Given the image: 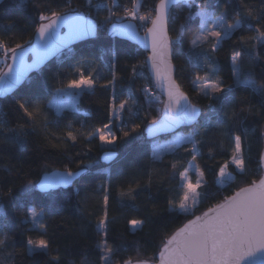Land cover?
I'll list each match as a JSON object with an SVG mask.
<instances>
[{
    "label": "trees",
    "instance_id": "16d2710c",
    "mask_svg": "<svg viewBox=\"0 0 264 264\" xmlns=\"http://www.w3.org/2000/svg\"><path fill=\"white\" fill-rule=\"evenodd\" d=\"M158 3L159 0H95V5L106 4L104 9L88 6L87 0H3L0 3V43L8 48L18 43L24 47L31 44L39 25L46 22L39 19L40 15L50 16L51 11L65 13L75 9L74 13L86 14L99 26L96 39L63 52L32 74L12 96L0 99V124L3 125L0 128V238L3 233L9 236L6 247L0 248V264H103V251L97 247L103 237L99 234L97 221L105 211L103 195L106 191L110 199L107 239L114 252L112 264H123V260L129 258L148 259L157 252L163 240L194 215H201L225 196L247 186L253 179H260L264 120L260 116H249L247 112L241 114L246 118L239 126L242 135L246 130L243 148L247 170L240 173L229 164L228 175L222 179L218 171L232 155V145L220 127L225 119L224 105L253 106V111L264 107V98L252 88L233 84V50L241 55L244 75L254 77L257 85L264 84V59L256 58L257 51L264 57V45L252 49L235 42L240 35L255 34L254 22L242 23L231 37L221 41L215 54L209 52L210 40L197 48L196 55L191 49V41L201 26L197 16L200 8H207L214 17L224 13L227 22L232 23L235 14L241 11V0H192L188 5L172 8L168 32L173 45L176 82L191 103L202 110L198 124L180 132L190 133L203 143L198 145L201 154L194 162L191 154L185 151L191 149V143L162 153L160 159L154 157L157 152L153 146L168 137L152 141L145 138L146 127L152 120L160 118L163 105L145 70L147 55L127 42L110 39L106 30L109 25L120 23L116 22L117 16L122 17L130 8L154 17ZM244 3L251 4L254 9L264 6V0H244ZM225 6L227 13L224 12ZM109 17H113V23L101 28V22ZM134 23L138 27L137 22ZM3 57H6L4 50ZM205 58L214 65L213 75L222 77L225 93L219 98L199 93L192 83L196 73L203 75L209 71L205 68ZM76 68L85 75H92L97 86L91 92L80 94L76 111L66 110L58 115L50 102L57 89L78 78ZM113 73L117 77V101L127 99L129 104L120 122L114 120L113 123L112 130L121 139L111 148H105L98 138L89 142L79 133H90L93 128L108 122L107 107L113 92L111 87L101 88L99 85L111 80ZM230 84L232 91H228ZM145 89L155 93L157 99H147ZM240 97H247V100L242 101ZM19 100L39 104L42 112L38 123L23 132H5L4 129L29 123L18 107ZM210 103L213 105L211 110L207 107ZM135 124H139L140 129L123 138V131ZM69 130H78L76 143L65 139ZM53 144H61V147L54 148ZM105 152L117 155L108 166L101 162ZM190 163L202 173L203 186L194 212L185 215L178 212V207L171 208L170 205H178L183 196L179 173ZM172 164L177 165L175 171ZM67 169L84 172L67 190L40 194L36 187L27 188L33 183L37 185L45 174ZM149 179L151 186L138 192L135 201L120 198L121 190L127 191L130 185L135 187L138 182L147 184ZM9 189L11 195L5 194ZM31 210L39 214V220H43L47 228L44 238L51 244L47 253L27 251V239L36 240L42 234L30 218L24 219L26 214L30 217ZM132 219L144 223L138 229H132ZM57 256L60 259L53 260Z\"/></svg>",
    "mask_w": 264,
    "mask_h": 264
},
{
    "label": "snow or ice",
    "instance_id": "6c2138e0",
    "mask_svg": "<svg viewBox=\"0 0 264 264\" xmlns=\"http://www.w3.org/2000/svg\"><path fill=\"white\" fill-rule=\"evenodd\" d=\"M167 9L168 0H159V4L156 6L157 14L154 19H150L148 16H138L134 10L128 12L127 17L119 18L140 20L150 22L151 24L150 27L146 28V36L151 39V64L156 79L166 86L168 102L164 105L165 116L162 121L152 120L150 128L156 126L158 123L164 127H169L185 120L190 122L195 121L200 114V109L188 101V96L180 90V86L173 79L174 69L170 62L172 41L168 39L166 34ZM75 11V9H69L65 13L51 11L50 16L40 15L39 19L46 22L41 23L36 31L41 39L49 41L48 46L50 50H55L59 47L54 32L60 22L67 24L70 38L82 36L93 30V26L84 21L83 18L73 15ZM227 11V6H225L224 12L227 13ZM199 15L201 17L200 32L191 43L198 45L203 41L209 40L210 37L214 38V42L210 44V54H215L220 42L226 36L231 37L232 33L246 21L254 22L255 34L240 35L235 42L238 45H244L252 49H256L258 45H264V6L254 9L251 4L244 3V0H241V11L235 14L232 23L227 22L224 13L218 17H212L210 21L209 16L211 14L207 8H200ZM209 22L212 24L210 29L205 27ZM123 27L130 29L133 25L129 23L123 25ZM177 39L179 40L180 37H177ZM252 41L255 43H251ZM0 48H3L6 57L10 52L11 59L15 63L17 60V50L24 49V45L18 43L15 47L8 48L3 43H0ZM256 58L264 59V57L259 55L258 51ZM231 61L234 77L233 84L252 88L256 94L264 98V84L257 85L254 77L244 75V65L240 53L233 50ZM204 64L207 69L214 68V65L207 58L204 59ZM75 71L79 73L78 78L71 79L64 88L57 89V93H63L68 89H92L97 86V80L92 75H85L80 68H76ZM132 71L133 75H135V67H133ZM12 73L13 68L9 66L6 73L0 72V81H12L13 78L10 75ZM116 79L117 77L113 73L111 80L99 85L101 88L111 87L113 92L107 107L109 120L101 127L93 128L90 133H79L80 136H84L89 142L94 138H98L104 144L113 145L121 139L120 136H117L113 132V123L116 118L122 117L126 106L129 104V100L123 99L119 102L117 101L115 95ZM192 83L198 84V92L203 93L207 97L219 98L225 93L222 77L213 75L207 70L203 75L196 73ZM228 91H232V84L228 85ZM145 92L151 94L150 90L145 89ZM240 100L246 101L247 97H240ZM17 104L24 116L28 118L29 123L24 125L18 124L15 128L4 129L5 132H23L27 127L38 123V117L42 112L39 104L33 105L23 100L17 101ZM207 107L211 110L213 105L210 103ZM224 107L226 109L223 113L225 119L222 121L220 127L223 129L222 134L229 139L232 145V155L230 161H226L219 166V178L221 179L228 175L227 169L229 168V164L234 165L240 173H245L247 170L243 148V138L246 136V130L242 135L239 128L246 117H242L241 114L247 112L249 116H260L261 120H264V107H261L258 111H253V106L237 108L233 104H225ZM59 108L60 105H57L58 110ZM46 119L45 117L44 120L46 121ZM68 127L71 129V125ZM140 127L139 124H135L129 130L123 131V138L131 136ZM0 128H3L2 124H0ZM77 132L78 130L67 131L65 139L76 143L78 141ZM185 139L187 138H181V141ZM188 142L191 143L192 147L191 149L186 148L185 151L191 154V160L194 162L197 156L201 154L198 145L202 144L203 141L197 140L193 136L191 139H188ZM52 147L60 148L61 144H53ZM260 159L264 161V155ZM189 167H192L191 163ZM176 168L177 165L172 164L174 171ZM196 170L199 172L198 167ZM188 174V168L179 173L186 181L183 196L178 205H170L171 208L178 207L179 210L184 212H188L196 204L197 197L200 195L198 190L201 188L200 180L193 183L189 179ZM77 175H79L78 172L67 169L63 173L46 177L45 181L38 186L46 190L56 185L67 184ZM36 186L33 183L28 185L27 188L30 190ZM150 186L151 179H149L147 184L138 182L135 187L130 185L127 191L121 190L119 196L122 200L130 199L135 201L137 193ZM5 194L11 195V189ZM109 203V192L106 191L103 195L105 211L103 217L97 221L99 234L103 237L102 243L97 245L104 253L101 257L103 264H112L111 257L114 254L113 248L108 246L107 239L109 220L107 206ZM38 217L39 214L34 210H31L30 217L27 214L24 217V219L30 218L32 223L42 233L39 239L34 240L31 237L27 239V244L29 245L27 251H43L47 253L51 248V244L48 239L44 238L47 228L44 221L39 220ZM143 223L144 221L139 219H132L130 221L132 228H137ZM8 239V234L3 233L2 238H0V248L6 247L5 241ZM59 259L58 256L53 257V260L58 261ZM123 264H264V177L259 180L253 179L247 186L240 187L233 194L225 196L222 201L215 203L201 215H194L192 219H189L182 227H179L172 235L163 240L152 257L136 260L129 258L123 260Z\"/></svg>",
    "mask_w": 264,
    "mask_h": 264
},
{
    "label": "water",
    "instance_id": "95a60500",
    "mask_svg": "<svg viewBox=\"0 0 264 264\" xmlns=\"http://www.w3.org/2000/svg\"><path fill=\"white\" fill-rule=\"evenodd\" d=\"M2 1L3 0H0V3H2ZM191 2L192 0H168L166 34L170 41L171 39H170L169 32H168V21H169V16H170V12L172 8L182 5V4L188 5ZM156 14H157V11L155 9L153 19L155 18ZM73 15L83 18L84 21H86L88 24L93 26V30L82 36L70 38L69 28L67 24L64 22H60L55 28V32H54L55 39L59 43V47H57L55 50H50L48 46L49 41L47 39H41L38 33L36 32L31 44L25 46L24 49L17 50V60L15 63H13L11 59V54L9 55L7 66L5 67L3 72L6 73L8 71V67L11 66L13 68V73L10 75L13 78V80L10 82H8L7 80L0 81V99H5L7 97L12 96L15 92H17L25 84V82L29 79V77L32 74L43 69L48 63H50L52 60H54L56 57H58L63 52L75 47L76 45L80 43H83L86 41H92L97 38L99 26L94 19L88 17L84 13L76 12V13H73ZM129 23L133 25L132 28L126 29L123 27V25L129 24ZM150 26L151 24L148 27ZM106 31L110 39L121 40V41L127 42L137 47L139 50H141L147 55V58L145 60L146 73L150 79L152 87L155 89L156 93L163 100L160 118L157 120L158 122L162 121V119L165 116L164 105L167 104L168 102L167 89L165 85H162V83L156 79L155 72L152 67L151 59H150V57L152 56L151 39L150 37L146 36V30L145 32H141L139 31V28L133 21H125V22L113 23L109 25ZM170 62L174 69L173 79L176 82V68L173 64V45H172V50H171ZM188 101L191 103L189 97H188ZM201 115H202V110L200 109V114L196 118L195 121L190 122V121L185 120V121L177 122L169 127H164L160 123H158L156 126L151 127V128L149 125L146 127L144 131L145 138L148 141H152V140H156L159 138L172 136L174 134L179 133L181 130H184V129H191L192 127L198 124V122L201 119ZM262 155H264V127H263V151H262L261 156ZM116 158H117V155L114 152H105L101 156V162L104 165L108 166ZM260 168H261L260 178H262L264 177V161H262L261 159H260ZM63 172L64 171H53V172L43 175L40 178L39 182L37 183L36 190L40 194H48L51 192H56L58 190H67L68 188L73 186L76 183V181L84 173L83 171H80L78 172L79 175L75 176L69 183L56 185L46 190H43L38 186L40 183H43L45 181L46 177H52L56 175L57 173H63Z\"/></svg>",
    "mask_w": 264,
    "mask_h": 264
},
{
    "label": "rangeland",
    "instance_id": "374dc122",
    "mask_svg": "<svg viewBox=\"0 0 264 264\" xmlns=\"http://www.w3.org/2000/svg\"><path fill=\"white\" fill-rule=\"evenodd\" d=\"M94 3H95V0H87V5L88 6H94L95 9L107 8L106 4H97V5H95ZM133 10L137 13L138 16H148V15H144L142 13H138L136 8H130V10L128 9L126 11V13L124 14L125 16L123 15L122 17H127L128 16V12L133 11ZM197 16L201 20V17L199 15V13L197 14ZM148 17H150V19H153L152 16H148ZM212 17H214V16L211 14L209 16V20L210 21H211ZM119 18L120 17L117 16L116 22H120L121 23L123 21H126V19H119ZM127 20H131V19H127ZM131 21H134V22L136 21L137 22L138 28H139V30L141 32H145L146 28L150 25V22H145V21H140V20H131ZM110 23H113V17H109L106 21L105 20L102 21L101 22V28H106ZM205 27L210 29L212 27L211 22H209L207 25H205ZM199 32H200V30H199ZM199 32L194 36V38L199 34ZM225 38H227V36ZM209 40L214 42V38L210 37ZM209 40L203 41L202 43H199L198 45H193L191 43V49L194 50L193 54L196 55L198 53L197 52V48L200 47L202 44L207 43ZM7 63H8V58L0 56V72L4 71L5 67L7 66ZM205 68H206V66H205ZM215 71H216V69H215ZM209 72H211L213 74L212 69H209ZM235 85H237V84H235ZM194 88H195L196 91H198L197 90L198 89V84H194ZM92 90H93V88L92 89H88V88H84V89H68L67 91H65L63 93H56L54 95L53 99L51 100L50 105L53 108V110L55 111V113L58 114V115L61 114L63 111H66V110L76 111L77 110V104H78V98H79L80 94H82L83 92H91ZM147 90H150V89H147ZM150 93L151 94L145 93V97L147 99L148 98L157 99V96L155 95V93H153L151 90H150ZM201 94H203V93H201ZM162 104H163V100H162ZM57 105H60L59 110L57 109ZM120 120H121V117L120 118H116L115 119V123H119ZM181 138H187V139H185L184 141H181ZM191 138H192V134H190V133L184 134V133L179 132L177 134L169 136L168 138H166L167 140L160 141L159 143L157 142L155 144V146H153V147H155V151L157 152L156 155L154 154V157L156 159H160L162 157V156L160 157V155L162 153L174 150V149L178 148L179 146H181L183 144L189 143L188 139H191ZM101 145L103 147H105V148H111L113 146V145L104 144L103 142H101ZM191 164H192V167H189V165L187 167L189 169V174H188L189 175V179L193 183H195L197 180H200L201 188H202L203 180H202L201 173H200V171L197 172V170H196L197 166L194 163H191ZM185 183H186V181L184 180V178L180 177V186L183 188V190H184V187H185ZM200 189L198 190L199 192H200ZM199 199H200V195L197 197L196 204L193 207H191L188 212H184V211H181L179 209H178V212H181V213H183L185 215L192 214L194 212L195 207L198 204ZM139 227L132 228V229H138ZM103 255H104V253H103Z\"/></svg>",
    "mask_w": 264,
    "mask_h": 264
},
{
    "label": "built area",
    "instance_id": "2783aa9c",
    "mask_svg": "<svg viewBox=\"0 0 264 264\" xmlns=\"http://www.w3.org/2000/svg\"><path fill=\"white\" fill-rule=\"evenodd\" d=\"M0 56L3 57V49H0Z\"/></svg>",
    "mask_w": 264,
    "mask_h": 264
}]
</instances>
